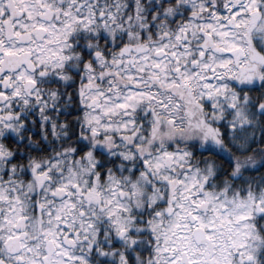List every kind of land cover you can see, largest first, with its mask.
Masks as SVG:
<instances>
[{
    "label": "clouds",
    "instance_id": "1",
    "mask_svg": "<svg viewBox=\"0 0 264 264\" xmlns=\"http://www.w3.org/2000/svg\"><path fill=\"white\" fill-rule=\"evenodd\" d=\"M0 264H264V0H0Z\"/></svg>",
    "mask_w": 264,
    "mask_h": 264
},
{
    "label": "snow or ice",
    "instance_id": "2",
    "mask_svg": "<svg viewBox=\"0 0 264 264\" xmlns=\"http://www.w3.org/2000/svg\"><path fill=\"white\" fill-rule=\"evenodd\" d=\"M193 219H194V220H196V219H198V218H197V217H195V216H193ZM209 239H211V237H209Z\"/></svg>",
    "mask_w": 264,
    "mask_h": 264
}]
</instances>
